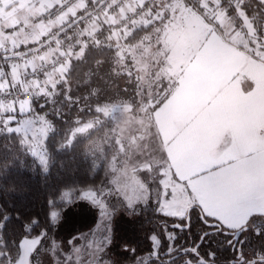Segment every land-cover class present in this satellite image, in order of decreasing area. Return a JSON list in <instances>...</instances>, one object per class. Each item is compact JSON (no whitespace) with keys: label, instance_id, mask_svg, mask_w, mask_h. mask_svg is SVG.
<instances>
[{"label":"rangeland","instance_id":"1","mask_svg":"<svg viewBox=\"0 0 264 264\" xmlns=\"http://www.w3.org/2000/svg\"><path fill=\"white\" fill-rule=\"evenodd\" d=\"M57 1H51L50 6ZM141 1L149 5L148 9L144 10V14H148V21L143 20L142 16L136 21L139 23L143 20L141 22L143 25L151 23L152 27L142 34L140 40L132 42L127 40V36L138 25L135 21L131 25L127 23L123 28H114L109 25L110 20L100 17L96 22L84 25L80 32L76 33L71 53L67 54L69 57L80 56L84 38L90 36L99 41L98 31L108 24L100 41L114 47L117 55L111 62L113 65L111 68L106 65L101 69H94L88 80L95 79L97 82L100 78L98 81L100 85L111 84L113 69L118 67L120 70L124 68L128 73L129 68L135 72L140 66L142 72L136 80L139 90H133L135 87L132 84L124 89V81L119 78L121 90H116L119 89L116 86L115 91L112 90L109 96H101L103 103L97 106V109L114 124L117 150L107 160V178L99 192L91 189H66L61 192L60 199L67 202V206L62 213L57 214L58 236L47 237L45 240L43 238L40 242L45 241V248L53 253L52 257L50 256L54 259L53 264H120L121 262H116V257L115 259L112 257V252L122 251L121 245L112 238L116 221L129 220L138 207L156 203L155 189L161 175L164 186L174 193L169 203L177 210L187 211L190 206L195 205L200 209H206V213L225 211L232 217L233 223L238 224L243 220V216L242 213H235L236 205L251 200L264 201V163L261 162L264 160V127L257 131L260 134L256 132L251 141L243 143L233 154L249 152L256 158L255 162L237 164L236 161H232L235 167L219 163V166L201 170L183 180L175 160L168 161L167 152L170 147L161 140L152 121L156 105L172 95V91H177L173 90L176 88L177 79L182 76L181 78L186 80L202 68L211 67L208 53L215 39L221 38L227 44L239 46L256 58L264 59V36L257 42L255 37L246 35L239 29L235 31L229 29L225 32L219 27L213 35L201 22V18L184 6V0ZM125 17L129 15L120 16ZM47 25L46 21L41 29L30 25L35 33L33 39ZM21 30L20 34L23 33ZM231 32L239 34L238 37H231ZM6 41L18 43L0 34V44ZM123 61L125 62L122 63ZM17 67L21 72L26 67L30 68L27 64ZM58 75L54 79L52 76L49 81L38 83L44 86L37 90H31L29 87L30 96L27 100L9 102L0 110V126L14 120L15 124L11 127L20 132L22 145L43 169L47 163L44 141L52 127L47 117V109L39 108L46 103H53L58 90L57 83L64 78L62 74ZM57 77L59 81L56 83L53 80ZM208 81L217 82L218 79L214 74ZM122 90H126L124 94L120 93ZM195 91L197 90H193L190 95ZM208 91L211 93V90ZM87 126L88 124L81 125L77 130H83ZM226 140V133L223 132L219 142L209 150L212 157L219 160L222 158V150L225 147L221 145ZM132 188L143 193L145 200L150 199V203L145 204V200H140L129 207L125 195ZM64 192H68L67 197L63 196ZM88 193L94 194L100 203H93V199L86 195ZM176 193L180 194L179 200L175 197ZM51 239L53 244H46ZM56 246L58 248L60 246V250ZM40 249L39 246L36 252ZM22 253L20 250L14 264H23L24 260L27 264L41 263L38 256L29 254L24 258Z\"/></svg>","mask_w":264,"mask_h":264},{"label":"trees","instance_id":"2","mask_svg":"<svg viewBox=\"0 0 264 264\" xmlns=\"http://www.w3.org/2000/svg\"><path fill=\"white\" fill-rule=\"evenodd\" d=\"M107 25L98 31L99 41L88 36L87 41L82 44V54L69 57L64 69L58 73L62 74L64 78L57 83L58 90L54 95L53 103H46L39 108L47 109V117L52 127L44 141L46 167H49V171L43 172L42 165L22 145L21 135L18 131L17 136L13 138V150L17 154L24 152L21 162L13 165L10 171H0V207L8 210L13 217L19 215L22 219L25 217L35 218L39 222L38 226L33 227L28 238H32L41 231L46 233V238L58 236L57 214L58 212L62 213L67 206V202L60 199L63 190L91 189L99 192L100 187L106 182L107 160L117 150L116 132L111 119L103 115L97 106L103 103L101 96H109L112 92L110 88L112 83L111 85L109 83L100 85L98 82L100 78L96 82L95 79L88 80V76L96 68L101 69L106 65H109L110 68L113 66L111 62L117 55L116 49L100 41ZM151 27L152 24L148 23L134 28L127 36V40L129 42L140 40L142 34L149 31ZM0 66L7 69L5 65L0 64ZM129 69L128 73L124 68L123 70H120V67L113 69L112 73L115 74L113 83L116 84L119 78H122L124 89L129 88L131 84L136 85L138 76L131 71V68ZM121 86L117 90H121ZM32 88L31 85L30 89L32 90ZM67 90L70 91L67 92ZM125 91L122 90L120 93L124 94ZM31 103L37 102L31 101ZM14 124L15 121L12 120L3 126H13ZM85 124H88L85 129L77 130L79 126ZM0 143H3V137H0ZM61 163L63 167L59 166ZM2 168L3 166L0 165V170ZM151 205L155 204L138 207L134 216L129 220L119 219L116 221L114 226L116 229L113 230L112 238L121 245L120 253L123 259L121 258L120 261L123 264L127 257L132 259L138 254L150 251L152 248L150 237L154 233L159 236L161 245L165 246L169 241L166 232L173 231L172 225L179 223L178 218H166L168 228L162 232L160 228L156 227V221L159 218L153 213ZM197 210H200L197 206H192L189 209L193 212V226H197L200 222L195 216ZM53 213H55L54 218ZM9 228L15 233L9 235L5 231L4 239L0 241V255L10 256L11 261L15 262L20 253L19 242L24 236L15 219ZM195 230H197L196 227ZM198 233L194 236L196 239ZM175 235L177 239L172 242L175 246H181L186 238L185 232L176 229ZM13 238L16 247H13L11 243ZM5 243L7 247L3 246ZM44 244L45 241L38 244L30 255L37 257L36 249L39 246H46ZM124 248L127 249L124 250ZM11 261L0 260V264H11Z\"/></svg>","mask_w":264,"mask_h":264},{"label":"crops","instance_id":"3","mask_svg":"<svg viewBox=\"0 0 264 264\" xmlns=\"http://www.w3.org/2000/svg\"><path fill=\"white\" fill-rule=\"evenodd\" d=\"M51 1L55 0H0V34L21 45L31 43L33 37L24 32L20 34L19 25L22 23L41 29L44 21L39 18L40 12L50 6ZM148 6L141 0H130L119 17L129 15V25L134 21L138 23L136 19L141 16L148 21V14H144ZM143 20L136 27L142 26ZM230 34L233 38L239 35ZM210 48L208 61L211 67L202 68L186 80L182 76L177 79L176 88L173 89L177 91H172V95L156 105L152 113V121L161 140L170 147L167 152L168 161L175 160L183 180L201 170L215 167L227 155L234 154L243 143L251 141L257 133L260 134L257 131L264 127V59L256 58L239 46L227 44L221 38L215 39ZM141 72L139 66L135 75ZM21 73L17 66L8 69L0 66V84L8 82L23 87ZM214 74L218 81L209 82L208 79ZM112 78L115 79L114 73ZM53 81L57 83L59 77ZM119 83L110 84V88L114 90L116 86L120 87ZM215 83L217 85L214 86ZM41 86L44 84H36L32 90ZM133 87L139 90L138 86ZM193 90L197 91L190 95ZM207 90H211V93ZM223 132L227 140L221 145L225 149L219 160L212 157L209 150L219 142ZM46 244L52 245V239ZM20 250L24 253L23 248ZM52 254L46 249L37 255L40 264H53L54 259L50 258Z\"/></svg>","mask_w":264,"mask_h":264},{"label":"snow or ice","instance_id":"4","mask_svg":"<svg viewBox=\"0 0 264 264\" xmlns=\"http://www.w3.org/2000/svg\"><path fill=\"white\" fill-rule=\"evenodd\" d=\"M184 6L193 14L198 15L201 18V22L206 25L208 31L215 35L216 28L219 27L222 31L227 32L229 29L235 31L239 29L246 35L255 37L259 42L262 36H264V0H184ZM206 18V19H205ZM212 21V23H208ZM17 136V130L11 126H0V137H3V143H0V165L3 166L0 171H10L13 165H17L21 162L22 155L17 154L13 150V138ZM255 157L249 152H244L239 155L229 154L219 163H224L230 167H235L231 162L236 161L237 164L255 162ZM264 163V160L261 161ZM217 163L215 166H219ZM63 167L61 163L59 165ZM49 167H45L43 172L47 173ZM227 171V169H225ZM163 184V176L161 175L159 183H157L155 189V205H151L153 213L159 219L156 221V227L160 228L163 232L168 228V221L166 218H178L179 223L172 225L173 231L167 232V238L171 241L177 239L175 230L180 232L187 231L189 235H192L193 228V212L185 210H177L172 204L169 203L170 197L174 193ZM89 198L93 199V203H100L94 197V194L88 193ZM64 197L68 196V192L63 193ZM177 200L180 199V194L176 193ZM125 199L128 201L129 207H132L137 201L145 200V196L136 188H132L128 194L125 195ZM145 204L150 203V199L145 200ZM101 207L103 205L101 204ZM261 217L252 225V236L243 235L249 231L247 222L237 225L233 223L232 217L225 211L220 212H203L197 210L195 212L196 218L208 229L212 231L199 232L197 240L190 249L184 248L183 252L187 254L189 251L196 255L198 264H216L217 253L211 248V238L223 233L225 236L232 237L228 241V248H230L234 255L232 257L231 264H264V212L257 213ZM55 213H53V218ZM15 219L19 229L22 230L24 238L19 242L18 247L24 249L25 256L32 252L38 244H40L42 238H46V233L41 231L39 234L32 236L31 239L28 236L31 234L34 226H38L37 219L21 218L19 215L13 217V215L4 208L0 207V241L4 239L5 231L9 235H13L15 232L9 228V225ZM151 222V221H150ZM227 229V230H226ZM253 236L256 240H253ZM205 238H208L207 240ZM150 239L154 246L159 248L161 240L157 234H153ZM13 247H16L15 239L11 241ZM207 244L208 251L204 254L207 260L202 259L199 255V251L202 245ZM247 245L248 257L242 259L243 249ZM7 247L5 243L3 245ZM46 249H41L37 253L39 256ZM174 249L169 246L168 254H171ZM177 255L179 256V250ZM155 254V253H154ZM0 260H10L11 258L0 255ZM177 260H171L168 264H177ZM14 264V261H11ZM23 264H27L24 260ZM183 264H192V259H185Z\"/></svg>","mask_w":264,"mask_h":264},{"label":"built area","instance_id":"5","mask_svg":"<svg viewBox=\"0 0 264 264\" xmlns=\"http://www.w3.org/2000/svg\"><path fill=\"white\" fill-rule=\"evenodd\" d=\"M130 0H58L52 6L43 8L40 19L48 25L37 33L29 44L2 42L0 44V64L13 68L31 63L30 68L21 73L23 87L8 82L0 84V110L13 101L29 98V87L49 81L60 73L68 62L76 33L90 22L100 17L110 20L109 25L123 28L131 17L120 18L119 14ZM116 19V21H115ZM27 36L33 37V28L20 24ZM94 35H92L93 37ZM84 43L87 38H84Z\"/></svg>","mask_w":264,"mask_h":264},{"label":"flooded vegetation","instance_id":"6","mask_svg":"<svg viewBox=\"0 0 264 264\" xmlns=\"http://www.w3.org/2000/svg\"><path fill=\"white\" fill-rule=\"evenodd\" d=\"M195 206V205H193ZM192 206H190L187 211ZM199 208V207H198ZM200 209V208H199ZM206 210V209H205ZM204 209H200V211L205 212ZM242 213L243 220L238 223L237 225L244 224L245 221L247 222V227L249 228V231L247 233H244L243 235H249L252 236V225L261 219L259 215H256L257 213L264 212V201L260 200H251L247 201L245 203H240L239 205H236L235 213ZM195 227L197 230H195ZM213 229L206 228L203 224L198 222V225L193 226L192 228V235H189L187 231H185L186 238L183 241L182 245H174V243L169 240L165 246L160 245L159 248H156L152 242V248L150 251L144 253V254H138L134 256L132 259L130 257H127V259H124V264H168L171 260H177V264H183V261L185 259H192V264H198L196 255L191 253L190 251L185 254L183 252L184 248L190 249L192 245L196 243V238L194 237L196 233L198 232H206V231H212ZM227 230V229H226ZM153 235V234H152ZM167 236V232H166ZM160 239V238H159ZM208 238H206L207 240ZM232 239V237L225 236L223 233H220L216 237H212L211 240V248L213 251H216L217 258H216V264H231L232 257L234 255L233 251L228 248V241ZM253 240L255 241L256 238L253 236ZM171 246L174 251L171 254H168V248ZM126 249V248H125ZM179 250V256L177 255V251ZM207 244L202 245L199 251V255L202 259L207 260V257L204 255L208 251ZM242 255V259L248 257V248L247 245H245ZM129 253V252H128ZM127 253V254H128ZM155 253V254H154ZM112 257L115 259L116 262H121L120 259L122 258L121 253L112 252ZM123 259V258H122ZM128 259H131L130 261L126 262ZM122 263V262H121ZM120 263V264H121Z\"/></svg>","mask_w":264,"mask_h":264}]
</instances>
